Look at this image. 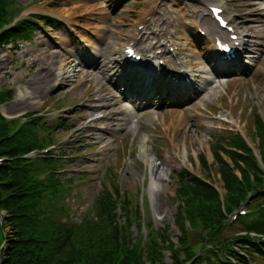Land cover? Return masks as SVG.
<instances>
[{"label": "rangeland", "instance_id": "obj_1", "mask_svg": "<svg viewBox=\"0 0 264 264\" xmlns=\"http://www.w3.org/2000/svg\"><path fill=\"white\" fill-rule=\"evenodd\" d=\"M205 1L19 0L24 6L21 19L47 15L55 18L60 28L56 31L40 28L32 43L20 42L17 51L0 48V91L6 89L13 93V99L0 106V111L3 109L2 114L10 119L35 113H41L43 117L48 115L44 120L48 125L61 114L58 119L64 122L53 132L57 143L53 152L71 156L66 159L71 161L66 167L67 177L72 173L89 176L84 181L75 180L79 197L69 198L72 221L79 222L90 212L92 200L102 189L103 177L112 173L111 179L118 182L121 192L134 197V205L141 212L145 197L153 228L159 232L169 225L171 229L166 231V236L178 249L179 234L173 227L175 176L183 169L194 176L202 174L197 156L207 154L212 162L210 144L216 130L234 129L247 136L248 141L252 137L244 112H237L234 105L238 103L237 109L254 106L264 115V3L219 0L247 36L250 58L245 61L251 66L242 73L236 71L217 77L206 61L205 42L200 39L195 47L190 42L195 34L189 25L191 21H200L203 26L206 21L211 24L204 16ZM154 8L157 14L152 13ZM168 12L172 15L174 28L178 23L181 25L178 34L185 59L194 68V73L201 75L197 79L196 93L174 96L172 104L166 101L160 107L159 99L149 102L146 107L144 103L123 100L120 91L113 87L114 82L120 83V80L109 77L112 73L108 71L102 75L89 64L95 59L103 61L105 56L110 67L121 57L122 42L132 40L140 22L153 15L157 24H167ZM249 12H255L257 16L248 17ZM253 19L254 23L251 22ZM41 25L40 22L38 26ZM104 45L111 50L105 55L103 51L99 52ZM60 64L71 67L72 77L63 85L53 87L52 72ZM44 77L47 84L39 83L38 80ZM18 87L26 88V98L15 99ZM186 96L191 98L189 102L178 106L179 101L188 99ZM115 100L119 101L118 106L102 108ZM94 117L101 119L94 120ZM172 119H182V122L170 127ZM144 150L166 176L164 193H150L151 170L142 157ZM215 178L214 184L221 186ZM260 204L261 201H254L251 206L254 209ZM253 218L254 215L248 221ZM236 232L238 226L232 225L223 236L231 237ZM132 238L136 241L141 238L135 225L132 226ZM188 238L194 242L193 238ZM166 254L168 259L169 253ZM257 260L254 264H262Z\"/></svg>", "mask_w": 264, "mask_h": 264}, {"label": "trees", "instance_id": "obj_2", "mask_svg": "<svg viewBox=\"0 0 264 264\" xmlns=\"http://www.w3.org/2000/svg\"><path fill=\"white\" fill-rule=\"evenodd\" d=\"M22 9L19 0H0V29L12 24ZM52 24V20L46 19V26ZM35 30V23L20 20L0 33V47L12 44L16 49V42L31 41ZM11 97L10 91H3L0 104ZM253 127L264 157V121L255 111ZM49 130L36 119L30 118L20 125L0 115V158L5 159L0 165V212L4 215L0 221V247L6 241L5 249L0 250V264H163L160 251L166 247L173 263L183 264L174 244L163 233L150 232L143 246L132 245L130 228L133 222L140 228V216L132 209L133 199L123 197L113 181L108 187L102 186L92 200L90 212L81 221L73 222L69 198L74 179H64L56 173L63 164L52 158L31 161L21 158L33 149L51 144L52 139L44 135ZM211 149L213 163L208 164L204 156H200L199 162L209 180L212 169L219 175L227 194L228 211L236 208L247 192H254V198L264 197V192L260 191L261 171L240 135L217 133ZM235 171L242 175V182L236 178ZM248 171L254 175L252 183ZM176 182L178 244L186 261L232 264L227 256L233 257L236 264H248L247 258L252 260L255 256L264 260V243L259 240L248 234L233 239L222 237L225 216L220 211L219 196L210 185L186 171L176 175ZM76 194L78 198V192ZM119 205L124 212V228L116 223ZM254 215L258 219L253 224L241 222L244 231L264 234V209L256 210ZM186 222L191 233L185 229ZM6 228L8 233H5ZM188 237H196L191 245ZM205 244L210 247H204Z\"/></svg>", "mask_w": 264, "mask_h": 264}, {"label": "bare ground", "instance_id": "obj_3", "mask_svg": "<svg viewBox=\"0 0 264 264\" xmlns=\"http://www.w3.org/2000/svg\"><path fill=\"white\" fill-rule=\"evenodd\" d=\"M252 1L264 3V0H251V2ZM168 13L170 15V18L168 20V24L171 27L173 25L172 15L170 12H168ZM252 14H253V12H249L247 16L248 17L254 16V15L257 16L255 12L253 15ZM251 22L254 23L255 20L253 19V20H251ZM164 25H167V24L164 23ZM148 28H149V26H146V29H148ZM209 30L208 31L211 32V34H213V30L210 27H209ZM240 35H241L242 43L244 44L243 33H241ZM198 41H200V37L195 32V34L193 35V38L190 40V42L193 44L192 46L195 47L196 44L198 43ZM204 48H205L204 54L206 55V58H210V51H211L210 47L208 45H206ZM179 50H181V48H179ZM101 51H103L102 53L104 55L111 52L110 47L105 46V45L103 46V48H101L99 50V52H101ZM105 58L106 57L104 56L103 61H101L100 59H95L93 62H91L89 64V67L92 68L93 70H96V71L99 69V71H101L103 73L102 75H104V73L108 71V72L112 73V76H117L123 81H128V79H129L128 73L125 71V68L121 65L120 60L113 62V65H111L109 67L108 66L109 63L105 61ZM70 68H71L70 66L66 67V66L61 65V67H59L57 69L56 74H58L60 76H59V78H57L56 81H59L61 83V85L64 84L65 82L69 81V79L72 77V75H71L72 70ZM227 69L228 70L225 73H228V74L235 73V71L232 70V69H234V67L230 66ZM38 81H39V83H42L44 81L46 84L48 82L46 77H44ZM54 82H55V80H54ZM129 85H131V84L129 83ZM169 87H171V86L164 84L163 89L155 88L154 90H152L151 95L147 97V100H152L153 98L158 97L160 94H164L165 92L169 91ZM120 88H121L120 86L115 87L116 91H119ZM125 90H127V88ZM27 94H28V92H27L26 88L18 87L16 95H15V99L20 100L22 98H26ZM121 96H122L123 100H127L130 102H132L134 100L132 98L133 95L131 94V92H128V91L124 92V94H122ZM190 99L191 98L189 97L185 102L179 101L178 106H183L185 103L189 102ZM117 104H119V101L115 100L113 103H111L110 105H107L103 108H105L107 110L111 107L118 106ZM160 104H161V106H163L165 104V100L161 99ZM91 111H93V108L91 109ZM2 112L4 113L3 109H2ZM118 115L119 114L117 113L115 115V118ZM180 122H182V119H178V120L172 119L171 123H170V127H175L174 125H180ZM142 157L144 159V162L150 167V170H151V181H150V185H149L150 193L152 195H156V194L158 195L159 193H164L165 188H166V176L162 173V171L159 169L158 166H156L155 164H153L150 161V157H149L148 152L146 150H144Z\"/></svg>", "mask_w": 264, "mask_h": 264}]
</instances>
